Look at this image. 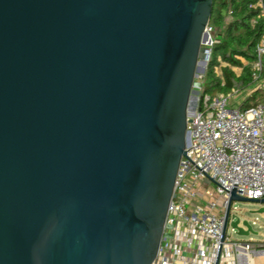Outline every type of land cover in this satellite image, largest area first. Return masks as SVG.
Segmentation results:
<instances>
[{
    "label": "water",
    "instance_id": "water-1",
    "mask_svg": "<svg viewBox=\"0 0 264 264\" xmlns=\"http://www.w3.org/2000/svg\"><path fill=\"white\" fill-rule=\"evenodd\" d=\"M213 7L0 0V264L156 261Z\"/></svg>",
    "mask_w": 264,
    "mask_h": 264
},
{
    "label": "built area",
    "instance_id": "built-area-1",
    "mask_svg": "<svg viewBox=\"0 0 264 264\" xmlns=\"http://www.w3.org/2000/svg\"><path fill=\"white\" fill-rule=\"evenodd\" d=\"M212 30L209 26L210 35ZM263 72L264 37L257 47L254 82L263 78ZM204 77L195 85L198 108L188 124L187 154L181 160L153 264H253L254 257L264 256V242L237 239L228 228L224 235L233 190L245 198L264 199V102L246 110L229 108V95L239 90L203 94ZM235 216L232 203L229 225Z\"/></svg>",
    "mask_w": 264,
    "mask_h": 264
},
{
    "label": "trees",
    "instance_id": "trees-1",
    "mask_svg": "<svg viewBox=\"0 0 264 264\" xmlns=\"http://www.w3.org/2000/svg\"><path fill=\"white\" fill-rule=\"evenodd\" d=\"M263 13L264 0H214L209 24L214 44L210 47L203 94L229 95L235 88L241 91L254 83L257 47L264 37ZM198 84L200 80L195 81ZM261 102H264V87L250 93L240 108L246 110Z\"/></svg>",
    "mask_w": 264,
    "mask_h": 264
},
{
    "label": "rangeland",
    "instance_id": "rangeland-1",
    "mask_svg": "<svg viewBox=\"0 0 264 264\" xmlns=\"http://www.w3.org/2000/svg\"><path fill=\"white\" fill-rule=\"evenodd\" d=\"M219 73L220 70H218ZM236 71L240 73V70ZM205 73H199V76L196 80H201L200 78L205 75ZM264 86V76L261 80L254 82L248 88L239 91L238 93H234L229 95V108H240L243 104L244 100L247 96L255 90L261 89ZM194 99L190 105V114L193 115L198 108V89H195ZM210 189L212 191L215 190V185H211ZM264 207V204L260 203H251V202H241L234 201L233 202V213L241 219V222L248 221L252 226L253 231L256 233H251L249 236H240L237 232L232 229V226L229 225L228 232L233 237L243 240V241H251V242H264V212L260 213L259 210ZM253 264H264V256H256L254 257Z\"/></svg>",
    "mask_w": 264,
    "mask_h": 264
}]
</instances>
